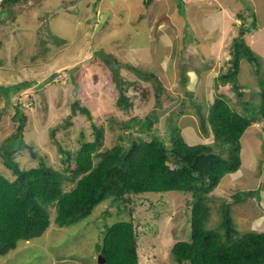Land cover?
<instances>
[{
    "label": "rangeland",
    "instance_id": "obj_1",
    "mask_svg": "<svg viewBox=\"0 0 264 264\" xmlns=\"http://www.w3.org/2000/svg\"><path fill=\"white\" fill-rule=\"evenodd\" d=\"M185 2L182 0L183 10L180 0H152L145 9L142 0H22L14 4L16 18L0 24V85L24 80L33 85L11 94L9 103L0 95V147L18 128L15 103L28 114L23 129L26 142L45 156L48 165L67 175L72 170H65L60 148L74 153L83 141L93 140V123L104 128L102 148L113 146L121 132H129L123 121L148 113L158 115L154 127L160 133L168 129V118H172L189 132L191 142H213L214 131L207 118L210 136L199 130L201 119L194 102L202 105L207 117L213 100L221 95L242 110L230 83L215 86L218 75L227 69L232 38L220 37V31L210 25L218 20L209 9L212 4L203 5V11L189 12ZM1 8L0 18H4ZM257 23L263 27L264 17ZM263 32L264 28L258 34ZM217 49V56L221 52L218 59ZM99 50L112 58L117 81L114 69L101 56H94ZM256 54L259 73L255 64L242 61L238 79L249 87L242 100L249 99L255 107L253 115L263 121L259 90L264 83L259 81H264V60ZM141 68L156 74L162 89L154 78L139 75ZM120 89L134 98L129 110L116 103ZM76 101L91 116L79 108L74 111ZM257 127L258 131L249 126L241 137L240 169L227 173L209 194L208 228L217 229L221 206L232 202L239 233L264 229V121ZM13 158L26 169L39 164L29 149L14 153ZM0 172L15 177L1 157ZM74 184L67 181L64 189L70 190ZM248 190H255L254 195L244 196ZM236 193L241 201L234 202ZM191 199L192 192L179 190L131 197L128 204L133 208L140 264H178L171 248L192 234ZM54 217L55 207H51L48 229L41 236L20 240L13 251L0 256V264H100L98 245L105 225L130 218L128 208L119 210L110 199L96 205L79 223L58 226Z\"/></svg>",
    "mask_w": 264,
    "mask_h": 264
},
{
    "label": "trees",
    "instance_id": "obj_2",
    "mask_svg": "<svg viewBox=\"0 0 264 264\" xmlns=\"http://www.w3.org/2000/svg\"><path fill=\"white\" fill-rule=\"evenodd\" d=\"M20 1L22 0L0 1L1 12L5 14L4 18H0V24H7L9 18H16L13 5ZM151 2L152 0H142L144 9ZM181 8L183 10V6ZM238 17L241 23L230 47L229 65L218 75L215 86L217 88L230 83L229 89L234 92L236 104L242 106V110L238 111L237 107L221 95L213 100L207 117L201 111L202 105L194 102L201 119L199 130L209 135L206 118L213 128L214 141L211 143L191 142L189 132L172 121V118H168V129L160 133L154 127L158 115L148 113L144 117H130L123 121L122 126L129 132H121L120 140L113 146L102 148L104 128L93 123V140L83 141L74 153L60 148L65 170H72L71 175H67L48 165L45 156L38 154L26 142L23 129L28 114L19 103L14 104L15 118L19 125L14 136L7 138L0 147L3 163L15 176L10 179L0 172V256L13 251L20 240L41 236L52 223L51 207H55L53 223L68 226L84 220L96 205L110 199L119 206V210L122 206L128 208L130 218L105 225L98 252L105 257L104 264H140L133 208L129 207L128 202L130 203L134 194L179 190L192 192V234L187 240L176 241L171 248L173 259L178 264H264V229L239 233L233 222L232 202H225L221 206L222 218L217 229L207 227L211 214L209 194L227 173L240 169L241 137L257 119L253 115L255 107L251 106L249 99L242 100L249 87L241 84L238 79L242 59L252 64L258 63L257 54L245 39L246 33L258 28L257 14L247 3L238 12ZM57 37L55 35L56 41L60 43L61 40ZM103 52L96 51L94 56H101L114 69L112 58ZM117 71H113L115 81L119 78ZM137 72L146 78H154L158 81L159 89H162L156 74L144 71L143 68ZM184 78L182 74L185 84L187 81ZM31 85L33 81L29 80L0 85V95L5 96L9 103L11 94ZM123 90L120 89L116 103L129 110L134 98L128 97ZM188 93L193 95V92ZM260 93L264 117V89ZM157 103H160L159 100ZM77 108L91 116L89 109L81 106L79 101L73 105L74 111ZM23 149H29L31 155L38 158L39 164L29 169L22 168L13 155ZM67 181L75 183L70 190L64 189ZM254 192L255 190H248L243 194L248 197L254 195ZM234 198V202L241 201L237 193ZM107 215L110 216L109 213Z\"/></svg>",
    "mask_w": 264,
    "mask_h": 264
},
{
    "label": "crops",
    "instance_id": "obj_3",
    "mask_svg": "<svg viewBox=\"0 0 264 264\" xmlns=\"http://www.w3.org/2000/svg\"><path fill=\"white\" fill-rule=\"evenodd\" d=\"M208 1V2H207ZM186 7L189 12L195 11L199 12L200 10L203 11V5L205 4H212V8L209 7V9L214 12L218 16V20L216 23H210V25H213L214 28H217L220 31V37H231L233 41V38L238 34V26L241 23V19L238 17V12H240L244 6L248 3L252 8H254L256 14H257V21L259 18L264 17V0H186ZM243 5V6H242ZM201 6V7H200ZM102 10H100L101 12ZM206 15H210V13H207ZM194 19V18H190ZM264 28L261 25H258V28L256 30H253L249 33H246L245 39L247 44L250 45V47L255 51V53H260L263 56L264 60V49H261L260 44L264 45V41H258V39L264 38V32L263 34L259 33L258 31L260 29ZM227 32V33H226ZM226 34V35H225ZM198 41V40H197ZM230 47L231 43L229 45V49L227 51V54L229 57L227 58V68H228V63L231 57L230 54ZM264 48V46H262ZM219 49V47H218ZM218 49L216 52V58L218 59L221 55V52L218 54ZM259 50V51H258ZM226 50L222 49V52L224 53ZM246 62L245 59L241 60ZM260 61V60H259ZM248 62V61H247ZM256 67V72L259 73V64H255ZM242 70V67H241ZM240 70V74H241ZM261 85L264 83V81H259ZM186 84V83H185ZM214 85V84H213ZM220 85V84H219ZM261 90H259L260 93ZM193 92V91H190ZM261 125L262 122H256L255 124L253 123L251 126H255L256 130L258 131L257 125Z\"/></svg>",
    "mask_w": 264,
    "mask_h": 264
},
{
    "label": "water",
    "instance_id": "obj_4",
    "mask_svg": "<svg viewBox=\"0 0 264 264\" xmlns=\"http://www.w3.org/2000/svg\"><path fill=\"white\" fill-rule=\"evenodd\" d=\"M105 257L104 256H102L101 254L99 255V258H98V262L100 263V264H104L105 263Z\"/></svg>",
    "mask_w": 264,
    "mask_h": 264
},
{
    "label": "clouds",
    "instance_id": "obj_5",
    "mask_svg": "<svg viewBox=\"0 0 264 264\" xmlns=\"http://www.w3.org/2000/svg\"><path fill=\"white\" fill-rule=\"evenodd\" d=\"M245 60H246V59H245ZM246 61H247V60H246ZM248 62H249V61H248ZM263 89H264V88H262L261 91H262ZM261 91H260V92H261ZM263 121H264V117H263ZM263 121H261V122L263 123ZM256 122H259V121L256 119V121H254L253 123L255 124ZM253 123H252V124H253ZM252 124H251V125H252ZM251 125H250V126H251ZM134 222H135V220H134ZM98 263H99V262H98Z\"/></svg>",
    "mask_w": 264,
    "mask_h": 264
}]
</instances>
